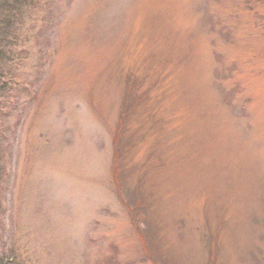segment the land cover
<instances>
[{
  "label": "rangeland",
  "instance_id": "obj_1",
  "mask_svg": "<svg viewBox=\"0 0 264 264\" xmlns=\"http://www.w3.org/2000/svg\"><path fill=\"white\" fill-rule=\"evenodd\" d=\"M21 1L0 256L264 264V0H50L34 17Z\"/></svg>",
  "mask_w": 264,
  "mask_h": 264
},
{
  "label": "trees",
  "instance_id": "obj_2",
  "mask_svg": "<svg viewBox=\"0 0 264 264\" xmlns=\"http://www.w3.org/2000/svg\"><path fill=\"white\" fill-rule=\"evenodd\" d=\"M34 1H37V3ZM48 1L49 0H32L33 3L30 4L31 10L29 11V13L31 12L30 14H33V17H34L36 15V13L39 11V9ZM21 2H24V0H22ZM19 3H20V0H0V26H1V29H0V88L2 90V91H0V93H1L0 94V98H1L0 103H1V100L4 98V90L6 89V86H8L5 83V80H6V77L8 75L7 66L13 60L11 52L13 51V47L15 46V37L17 39L20 38L16 34L13 35L12 27L15 26V22L11 23V21L9 20L10 23L8 25H6L8 23V21L6 19L7 18L17 19L19 16H21V14H19V13L22 9V6H21L22 3L20 5L21 8L17 7V6H19ZM27 3H26L24 8H26L28 10ZM14 7H17V8L15 9ZM14 77L15 76H10L9 78H11L15 82ZM129 77H130V80L128 82L137 83V79L134 75H131ZM130 90H132L131 87H130ZM1 95H3V97ZM129 95H130L131 99L138 101V99L136 97L139 95V89H135V90L133 89ZM139 100H140V98H139ZM140 101L144 102V101H146V98L145 99L142 98ZM15 102L16 101L13 100L12 103H15ZM133 109L138 111V104L134 105ZM5 111L7 112V110H5L4 108H2L0 110V120L4 119V112ZM124 119L120 123L121 127L119 125V128L117 129L115 140H114V145L116 148L115 149L116 158H115L114 163H113V167H114V171H115L114 177H115V181H116V184L119 187V189H120V183L125 182V181H123L125 179H129V174L125 173L126 171L123 167V162H122V158L125 155H128L127 151H125L126 144H130V141L126 138V136L124 134H122V129H124L122 123L124 122ZM0 131H1V127H0ZM3 136H4V134L1 132L0 133V141L2 140ZM6 160H7V156L1 150V146H0V165H2V162L6 161ZM2 169H4L3 165L0 167V170H2ZM5 171H6V167H5ZM124 176H126V177H124ZM4 178L5 177L0 175V193L3 192ZM122 194H123V192L119 191L120 198H122V196H123ZM130 194H131V200L132 201L134 200V202L137 204L138 208L141 210L142 198H141V195H139V190L135 189V190H133V192H130ZM1 205H2V207H0V209H2V212L0 215V225L5 227V226H7V224H6L7 210L4 208L2 201H1ZM142 217H143V215H141V212H140L139 219H138V221H136V224L138 226L141 225ZM15 255L16 254L12 255L14 258V259H12L11 258L12 256H7V254H3L2 256H0V264H13L12 262L15 260V257H16ZM30 262H33V260H30Z\"/></svg>",
  "mask_w": 264,
  "mask_h": 264
}]
</instances>
